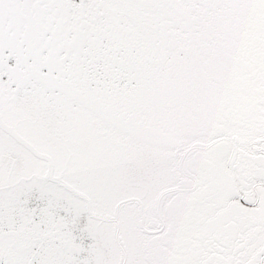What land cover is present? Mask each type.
I'll use <instances>...</instances> for the list:
<instances>
[{
  "label": "snow or ice",
  "instance_id": "obj_1",
  "mask_svg": "<svg viewBox=\"0 0 264 264\" xmlns=\"http://www.w3.org/2000/svg\"><path fill=\"white\" fill-rule=\"evenodd\" d=\"M0 264H264V0H0Z\"/></svg>",
  "mask_w": 264,
  "mask_h": 264
}]
</instances>
